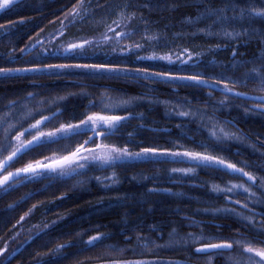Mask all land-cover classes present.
I'll return each mask as SVG.
<instances>
[{"label":"trees","instance_id":"trees-1","mask_svg":"<svg viewBox=\"0 0 264 264\" xmlns=\"http://www.w3.org/2000/svg\"><path fill=\"white\" fill-rule=\"evenodd\" d=\"M257 11L264 0H19L0 13V68L37 70L0 77V161L21 133L32 140L37 130L25 129L45 117L44 133L89 116L128 117L106 138L90 141L83 131L33 145L5 174L107 145L207 151L257 178L164 158L17 179L0 190V264H249L244 247L264 249V101L255 99L264 97V17ZM78 39L89 43L55 51ZM99 68L115 71L89 70ZM214 126L242 139L217 141ZM189 167V175L172 171ZM232 184L255 195L212 191ZM94 236L101 239L89 245ZM223 242L232 248L197 252Z\"/></svg>","mask_w":264,"mask_h":264},{"label":"snow or ice","instance_id":"snow-or-ice-1","mask_svg":"<svg viewBox=\"0 0 264 264\" xmlns=\"http://www.w3.org/2000/svg\"><path fill=\"white\" fill-rule=\"evenodd\" d=\"M18 2V0H2L0 2V13H2L6 9H10V6L14 3ZM255 15L264 17V11H257L254 13ZM227 35H231V33H226ZM73 47H83V45H73ZM163 59V58H162ZM186 63V62H185ZM36 69H2L0 68V74H3L7 76L11 71H35ZM108 70H115V69H108ZM137 71H140L137 69ZM154 75H159L158 73H154ZM169 79H195V77H167ZM197 83H205V81L197 80ZM226 91H230V89H227L225 87ZM239 95V94H237ZM62 99V98H61ZM258 99L264 100V97H259ZM123 104L129 103V101H123ZM181 116L189 115V113L181 111L179 113ZM50 117H45L44 121L50 120ZM128 119V117H121V116H89L87 120H83L81 122V125L85 130L93 132L95 135H101L103 134L105 138L109 135H112L115 133V131L119 130V126L121 121ZM44 121H37L36 124L32 125L31 129H25V132H31L33 129L37 130L38 134H33V139L28 140L26 143L23 142L22 137L24 136V133H21L20 136H17V145L13 147L11 154L3 161H0V172H5L8 166L11 164V162L18 157V155L22 154L23 152L27 151V149L31 148L33 145H39L41 143V137H47L48 139H54L56 137L55 132L51 133H44L42 131H39L41 124L44 123ZM81 125H68V126H62L57 131L61 134H67L69 131L79 133L81 131ZM91 125V127H90ZM101 126L103 128H107L108 131L101 133L100 129ZM210 136L217 141L221 140H229V139H242V137L237 136L235 133H229L225 131L223 128L219 129V131L215 130V126L213 130L210 131ZM90 141H94V137H89ZM89 141H85V144H87ZM99 147V146H98ZM103 147L107 148L106 151H103L99 154H93L91 157H81V159L88 160V161H99L100 166H112L116 164L117 162H123L127 159H147L150 155L152 157L156 156H172V157H178L183 156L186 157L188 160L195 162V166H211L216 165L217 167H223L225 169H230L233 173H240L242 176H246L249 181H252L253 184L256 182V177L253 175H250L248 172L243 171L242 168L236 167L232 163H227L223 158L216 157L213 155H210L205 151L204 153L200 152H166V151H157L154 149H148L145 148L142 150V152L139 153H132L127 148H117L115 146H112L111 148H108L107 145H104ZM66 160L68 158H65ZM72 161H69L71 163ZM43 167L47 168V165H44ZM60 167H63V165H60ZM78 168H84L85 164H79L77 165ZM41 165L39 162L34 166L33 164H28L26 167L18 169L16 172H7L6 175L3 176L2 179H0V188H3L5 185H9L10 181H13L12 185L14 186V183H19L20 181L16 180L17 177L21 176V174H24L28 179H34L41 175L40 169ZM49 172H55L56 168H49ZM75 171V169H73ZM173 172H180L184 175H189L194 172V167H189L186 169H172ZM68 172L61 171L59 173L60 176L68 175ZM115 182V181H113ZM264 183V181H262ZM250 187H246L244 184H232L231 187H224L221 188L218 185L212 186L213 192H233L234 189H241L243 192L250 193V195H255V193L250 192ZM241 207H247L246 204L241 205ZM223 211H228V209H223ZM234 211V210H233ZM245 219H248L247 217H244ZM23 219V217H21ZM100 236H94L92 237L87 243L89 245H93L96 241L100 240ZM231 242H223V243H210L206 246V248H198L197 252H204L208 248L210 249H230L232 248ZM63 247V246H61ZM244 251L247 253H253V255H250L247 257V260L249 264H259V261L254 259V256H259L261 260H264V249H254L251 246H245Z\"/></svg>","mask_w":264,"mask_h":264},{"label":"rangeland","instance_id":"rangeland-1","mask_svg":"<svg viewBox=\"0 0 264 264\" xmlns=\"http://www.w3.org/2000/svg\"><path fill=\"white\" fill-rule=\"evenodd\" d=\"M0 2H2V0H0ZM78 10L79 9H77L71 15V17L69 16L64 21V23H68L69 21L73 20L74 14H76L78 12ZM54 34L55 33H52L50 35L41 37L39 39H36V41L35 40H32L27 45V47H26L25 50L31 49L33 47V45H35L36 43L37 44H40L42 41H44V38L45 39H50V37H53ZM55 37H58V35H56ZM88 43H89L88 41L81 40V39H78L77 41H73V42H69V43L64 42V43L57 44L55 46V51H58L60 53H68V52H72L73 50L82 48V47H73V45H83V46H85ZM76 69H78V68H76ZM70 70H72V68H44V69H41V71H45V72H50L51 71V72H57V73L64 72V71H70ZM89 70L90 71L91 70H95V71H99L100 70V71H108V72L115 71V70H108V69H103V68H99V69H89ZM24 72H27V71H20V72L11 71L7 76H9V75H16V74H20V73H24ZM122 72H124V71H122ZM129 74H133V75H137V76L138 75L148 76L147 74L135 73V72H132V73H129ZM1 76H5V75L0 74V77ZM165 79L166 80H169L167 78H165ZM175 80L176 81H183V82H189V83H194V84L209 86V87H212V88H215V89H219V90H221V91H223L225 93L232 94V95H237L238 94L237 92L231 90L230 88H228L227 86L222 85V84L220 85V84H215V83H209L207 81H205V83H197L196 81L199 80V79H175ZM202 81H204V80H202ZM225 87H227V89H230V91H226L225 90ZM238 96H243V95H240L239 94ZM255 99H258V98H255ZM262 101H264V100H262ZM72 125H81V123L72 124ZM90 127H91V125H90ZM31 128L32 127H30L29 129H31ZM32 131H36V130L33 129ZM83 131H88V130H85L83 128V126L81 125V131L80 132H83ZM100 131H108V129L107 128H103V126H101ZM53 132L56 133V137L54 139H48L47 137H41V142L42 141L55 140V139H58V138L65 137V136L71 135L73 133H76V132L69 131V133H67V134H61L57 130L56 131H53ZM89 132H91V131H89ZM45 133H49V132H45ZM91 133H92V135L90 137H100L102 135V134L101 135H95L93 132H91ZM36 134H38V133H36ZM108 148H111V147H108ZM106 150H107V148H105L103 146H100V145H96V147H92V148L91 147L83 146V147L79 148L76 152H74L73 154L68 155V156H66L64 158H61V159H48V160L40 161L39 164L41 165V168L39 170H40L41 175H42L43 172L48 171L49 168H56V171L55 172H50V173L51 174H55L57 176H60L59 173L61 171H65V172H68L69 174L68 175H65V176H60V177L70 176V175L74 174L75 172H77L78 170L81 169V168H78L77 167L78 163L79 164L95 163V164H99L100 165V162L99 161H88V160L81 159V157H91L94 153L95 154H99V153H101L103 151H106ZM139 152H142V151H139ZM139 152H132V153H139ZM65 158H68V159L66 160ZM164 158H167V159H187L186 157H183V156L172 157V156L165 155V156L152 157L150 155L147 159H139V160H137V159H127V160H125L123 162H137V161H144V160H159V159H164ZM69 161H72V162L69 163ZM37 163H35L34 166ZM117 163H121V162H117ZM44 165H47V168L43 167ZM60 165H63V167H60ZM73 169H75V171H73ZM4 175H6L4 172H0V179H2ZM17 179L18 180H25V179H27V177L24 174H21V176H19V177L16 178V180ZM12 182L13 181H10L9 182V185ZM9 185H5L3 188H0V190H6L7 188H9ZM207 250H210V248H208ZM0 251H3V249H1ZM248 254L253 255V253H248ZM254 258H256L258 261H260L261 263L264 264V260H261L259 256H254ZM122 264H143V263L141 261H132V262H129V263H122Z\"/></svg>","mask_w":264,"mask_h":264}]
</instances>
